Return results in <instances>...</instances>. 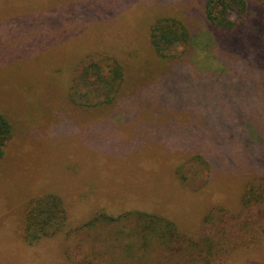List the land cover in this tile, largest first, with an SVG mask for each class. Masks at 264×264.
<instances>
[{"label":"rangeland","instance_id":"obj_1","mask_svg":"<svg viewBox=\"0 0 264 264\" xmlns=\"http://www.w3.org/2000/svg\"><path fill=\"white\" fill-rule=\"evenodd\" d=\"M204 2L0 0V264H264V0L232 30ZM166 16L190 54L155 52ZM104 56L111 101L83 69ZM46 194L66 222L29 242Z\"/></svg>","mask_w":264,"mask_h":264},{"label":"trees","instance_id":"obj_2","mask_svg":"<svg viewBox=\"0 0 264 264\" xmlns=\"http://www.w3.org/2000/svg\"><path fill=\"white\" fill-rule=\"evenodd\" d=\"M247 9V0H205L203 12L206 21L211 27L232 30L245 18ZM149 35L152 47L161 58L172 60L182 55L184 56V54H190L188 51L193 41V31L179 18L166 16L155 19L150 25ZM83 69L90 72L97 87H103L104 91L106 90L105 88H109L107 92L105 91L106 93L110 92L108 93V100L114 99L123 77L121 65L116 59L109 56H104L100 59H90ZM10 131L9 122L0 114V145L9 137ZM250 192L252 190L248 189L245 196ZM140 214L143 213H139V216ZM143 217L148 218L146 216ZM97 220H100L99 217H94L90 223L93 224ZM154 220H157L156 223L158 224H164L165 222L164 226L169 228L168 222L155 217ZM65 222L66 212L58 196L46 194L36 198L32 200L27 211V240L34 242L43 236L52 235Z\"/></svg>","mask_w":264,"mask_h":264}]
</instances>
